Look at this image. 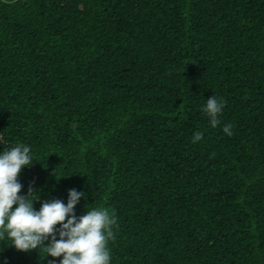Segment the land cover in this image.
I'll return each instance as SVG.
<instances>
[{"label":"trees","instance_id":"trees-1","mask_svg":"<svg viewBox=\"0 0 264 264\" xmlns=\"http://www.w3.org/2000/svg\"><path fill=\"white\" fill-rule=\"evenodd\" d=\"M17 145L36 211L75 189L77 218L115 212L110 264H264V0H0V153ZM46 256L0 240V264Z\"/></svg>","mask_w":264,"mask_h":264},{"label":"clouds","instance_id":"clouds-1","mask_svg":"<svg viewBox=\"0 0 264 264\" xmlns=\"http://www.w3.org/2000/svg\"><path fill=\"white\" fill-rule=\"evenodd\" d=\"M225 104L222 98L212 95L202 108L212 128L220 125L219 116ZM231 129L232 125L226 124L223 132L232 136ZM202 139L203 134L196 132L192 142ZM32 163L31 148L26 145L5 148L0 153V240L12 241V246L20 252L42 250L46 257H63L60 264H110L108 245L119 228L115 212L87 207L86 213L77 218L74 209L84 193L75 189L69 190L66 205L58 199L45 200L36 211L33 201L37 199L31 188L27 196L19 195L22 185L18 177ZM57 225H60L59 239ZM49 237L51 243L45 246ZM50 264H55V259Z\"/></svg>","mask_w":264,"mask_h":264}]
</instances>
